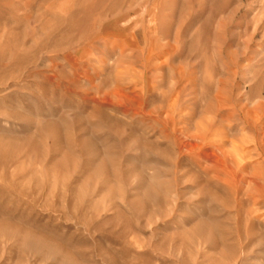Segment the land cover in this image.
Instances as JSON below:
<instances>
[{
  "label": "rangeland",
  "instance_id": "1",
  "mask_svg": "<svg viewBox=\"0 0 264 264\" xmlns=\"http://www.w3.org/2000/svg\"><path fill=\"white\" fill-rule=\"evenodd\" d=\"M0 264H264V0H0Z\"/></svg>",
  "mask_w": 264,
  "mask_h": 264
}]
</instances>
